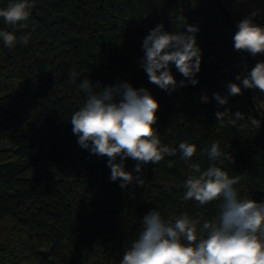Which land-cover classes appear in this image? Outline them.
<instances>
[{"label": "trees", "instance_id": "16d2710c", "mask_svg": "<svg viewBox=\"0 0 264 264\" xmlns=\"http://www.w3.org/2000/svg\"><path fill=\"white\" fill-rule=\"evenodd\" d=\"M10 2L0 0V9ZM32 2L24 29L14 31L0 17V30L14 31L18 41L10 48L0 39V264H120L152 210L173 221L186 213L200 220L199 231L218 215L220 201L201 206L183 199L191 164L202 171L215 164L230 178L241 176L234 185L239 197L264 202V131L250 123L256 117L242 80H236L247 64L234 49L233 31L216 0ZM227 8L238 23L235 8ZM181 14L199 26V83L169 93L150 83L140 66L142 43L159 24L169 33L186 31L176 25ZM254 22L264 26V10ZM22 35L30 36L27 44L19 42ZM171 70L177 84L185 79L174 65ZM85 78L101 86L127 81L159 102L154 127L161 144L177 152L144 165L140 174L128 158L125 170L140 175L144 185L134 180L121 188L120 180H110L108 157L79 146L71 117L86 101L79 89ZM230 82L240 85L241 94L229 95ZM214 93L228 103L220 105ZM253 98L264 119L256 89ZM225 110L221 127L215 113ZM237 111L245 116L237 125L247 128L227 123ZM181 142L197 148L187 162ZM213 142L233 161H211L203 150Z\"/></svg>", "mask_w": 264, "mask_h": 264}, {"label": "clouds", "instance_id": "9594fccd", "mask_svg": "<svg viewBox=\"0 0 264 264\" xmlns=\"http://www.w3.org/2000/svg\"><path fill=\"white\" fill-rule=\"evenodd\" d=\"M34 7L32 0H12L0 17L14 31L24 29ZM259 10H254L236 25L233 36L234 49L249 53L252 57L264 54V26L254 22ZM177 28L186 31L169 33L164 25L151 29L144 38L140 66L146 72L149 82L171 93L177 87L195 86L199 83L196 74L201 69V49L197 45L196 34L199 26L187 23L182 14L177 18ZM14 31L0 30V39L7 47L18 42ZM29 35L19 37V42L27 44ZM185 78L177 84L171 66ZM78 73L71 71L70 79L76 81ZM242 80L244 89H258L264 93V61L255 63L250 72L236 76ZM79 89L86 94V101L71 117L72 132L78 137V144L89 149L92 154L108 157L107 166L111 169L110 180H120L125 188L135 180L139 185L145 181L140 175L125 170V161L132 158L137 163L134 172L140 174L144 165L158 164L165 155H176L177 149L162 145L154 127L157 123L159 102L147 88H134L125 81L114 85L93 84L88 78L80 81ZM98 89V90H97ZM242 92L240 85L228 84L231 96ZM220 105L228 103L227 97L214 93ZM204 102L208 98L203 97ZM225 111L215 113L219 125H225ZM245 116L237 111L227 123L247 128V123L237 125ZM253 128L260 127V121L250 118ZM179 151L182 159L189 161L197 151L195 144L181 142ZM211 161L223 157L233 161L231 153H224L219 142H213L203 150ZM119 158V162L117 159ZM172 166V162H169ZM190 174L183 187L184 200H195L203 206L213 201L218 204V215L211 221L190 218L186 213L165 220L157 210L143 217L142 228L137 238L125 248L120 264H264V202L241 199L234 185L242 179L237 175L230 178L227 171L212 164L201 170L199 164H191Z\"/></svg>", "mask_w": 264, "mask_h": 264}, {"label": "rangeland", "instance_id": "374dc122", "mask_svg": "<svg viewBox=\"0 0 264 264\" xmlns=\"http://www.w3.org/2000/svg\"><path fill=\"white\" fill-rule=\"evenodd\" d=\"M227 7H234L236 11V16L238 22L241 21L244 17L248 16L254 10H264V0H222ZM254 66L255 63L259 61H264V54H259L256 57H253ZM257 92L261 95V106L264 110V93H260L258 89Z\"/></svg>", "mask_w": 264, "mask_h": 264}, {"label": "water", "instance_id": "95a60500", "mask_svg": "<svg viewBox=\"0 0 264 264\" xmlns=\"http://www.w3.org/2000/svg\"><path fill=\"white\" fill-rule=\"evenodd\" d=\"M216 1L218 2L222 11L224 12V14H225V16L229 22V25L233 31V34L235 35L236 31L238 30L236 27L237 23H236L235 19L233 18L229 9L227 8V6L225 5V3L222 0H216ZM241 52L244 55V58H245V61L247 64V68H248V72H250L252 70V68L254 67L253 57L247 52H243V51H241ZM246 96H247V99L250 103V106L252 108L254 116L256 117L257 120L260 121V126L264 131V119L262 118L261 113L259 112V110L255 104V101L253 98V89H246Z\"/></svg>", "mask_w": 264, "mask_h": 264}]
</instances>
